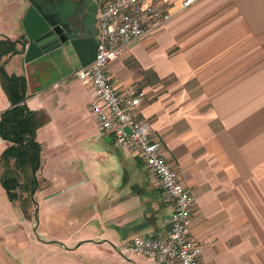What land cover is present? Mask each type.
<instances>
[{"label": "crops", "instance_id": "obj_1", "mask_svg": "<svg viewBox=\"0 0 264 264\" xmlns=\"http://www.w3.org/2000/svg\"><path fill=\"white\" fill-rule=\"evenodd\" d=\"M82 39L77 49L29 60L3 55L24 75L28 107L48 120L33 214L0 183V264H164L123 251L165 226L172 201L138 153L101 135L89 108L93 87L73 75L93 58L92 0H49ZM110 62L117 86L135 83L148 121L181 181L193 189L190 234L202 264H264V0H196ZM30 0H0V36L24 39ZM177 47V50L170 49ZM9 99L0 84V112ZM8 141L0 136V154ZM176 264V263H170Z\"/></svg>", "mask_w": 264, "mask_h": 264}, {"label": "built area", "instance_id": "obj_2", "mask_svg": "<svg viewBox=\"0 0 264 264\" xmlns=\"http://www.w3.org/2000/svg\"><path fill=\"white\" fill-rule=\"evenodd\" d=\"M97 35L91 61L74 68L73 75L93 87L89 108L101 135L116 145L135 150L173 203L169 222L153 234H138L123 251L164 264H202V248L190 234L193 189L183 183L163 152V142L150 123L137 116L142 95L135 83L117 86L109 73L111 61L132 42L165 25L174 15L168 0H92ZM196 0H181V9Z\"/></svg>", "mask_w": 264, "mask_h": 264}, {"label": "trees", "instance_id": "obj_3", "mask_svg": "<svg viewBox=\"0 0 264 264\" xmlns=\"http://www.w3.org/2000/svg\"><path fill=\"white\" fill-rule=\"evenodd\" d=\"M19 42L22 45L21 39L0 36V84L10 102L0 112V136L8 141L0 154V183L9 199L18 201L27 215L29 206L35 204L33 192L39 183L36 172L41 144L35 137L36 130L48 115L26 104L25 76L8 73L4 68L2 56L20 51Z\"/></svg>", "mask_w": 264, "mask_h": 264}, {"label": "water", "instance_id": "obj_4", "mask_svg": "<svg viewBox=\"0 0 264 264\" xmlns=\"http://www.w3.org/2000/svg\"><path fill=\"white\" fill-rule=\"evenodd\" d=\"M22 22L24 26L22 48L25 60L52 51L59 56H65L70 49H77L78 44L82 42L76 31L61 20L58 11L45 4L43 0H30ZM93 42L95 44L96 41ZM88 58L90 57L81 60V65L88 63L90 60Z\"/></svg>", "mask_w": 264, "mask_h": 264}, {"label": "rangeland", "instance_id": "obj_5", "mask_svg": "<svg viewBox=\"0 0 264 264\" xmlns=\"http://www.w3.org/2000/svg\"><path fill=\"white\" fill-rule=\"evenodd\" d=\"M172 50H177V47H172V49H170V52H171ZM28 213H29V214H33V207H32V205L29 206V208H28ZM25 215H26V213H25Z\"/></svg>", "mask_w": 264, "mask_h": 264}, {"label": "flooded vegetation", "instance_id": "obj_6", "mask_svg": "<svg viewBox=\"0 0 264 264\" xmlns=\"http://www.w3.org/2000/svg\"><path fill=\"white\" fill-rule=\"evenodd\" d=\"M38 1H40V0H38ZM43 1H44V3L47 4L48 6L52 7V5H51V3H50L49 0H43Z\"/></svg>", "mask_w": 264, "mask_h": 264}]
</instances>
